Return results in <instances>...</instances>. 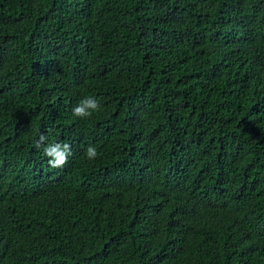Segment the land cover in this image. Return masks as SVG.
Returning <instances> with one entry per match:
<instances>
[{
	"label": "trees",
	"instance_id": "16d2710c",
	"mask_svg": "<svg viewBox=\"0 0 264 264\" xmlns=\"http://www.w3.org/2000/svg\"><path fill=\"white\" fill-rule=\"evenodd\" d=\"M0 264H264V0H0Z\"/></svg>",
	"mask_w": 264,
	"mask_h": 264
},
{
	"label": "clouds",
	"instance_id": "9594fccd",
	"mask_svg": "<svg viewBox=\"0 0 264 264\" xmlns=\"http://www.w3.org/2000/svg\"><path fill=\"white\" fill-rule=\"evenodd\" d=\"M100 108L99 101L92 96L82 98L73 108L72 112L75 117L84 119L90 117L94 112ZM47 137L40 134L36 147H43V154L47 158V164L51 168H62L68 163L69 156L72 155L71 145L69 143L56 142L45 144ZM98 155L95 146H88L85 149V156L89 159H95Z\"/></svg>",
	"mask_w": 264,
	"mask_h": 264
}]
</instances>
